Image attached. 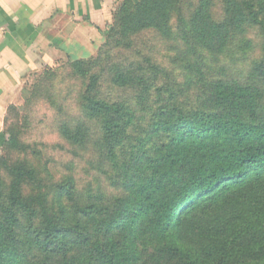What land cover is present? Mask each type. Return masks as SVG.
<instances>
[{
	"label": "trees",
	"instance_id": "trees-1",
	"mask_svg": "<svg viewBox=\"0 0 264 264\" xmlns=\"http://www.w3.org/2000/svg\"><path fill=\"white\" fill-rule=\"evenodd\" d=\"M100 32L94 56L45 67L21 90L23 110L7 109L0 264H22V239L39 264H69L68 239L91 264H135L114 239L120 225L178 264H264L252 196L264 181V0H121ZM41 101L62 151L89 150L104 177L120 171L114 226L97 215L113 193L72 175L51 183L21 143L17 123Z\"/></svg>",
	"mask_w": 264,
	"mask_h": 264
},
{
	"label": "crops",
	"instance_id": "crops-1",
	"mask_svg": "<svg viewBox=\"0 0 264 264\" xmlns=\"http://www.w3.org/2000/svg\"><path fill=\"white\" fill-rule=\"evenodd\" d=\"M120 1L0 0V152L7 109L20 106L27 80L65 58L94 56Z\"/></svg>",
	"mask_w": 264,
	"mask_h": 264
},
{
	"label": "rangeland",
	"instance_id": "rangeland-1",
	"mask_svg": "<svg viewBox=\"0 0 264 264\" xmlns=\"http://www.w3.org/2000/svg\"><path fill=\"white\" fill-rule=\"evenodd\" d=\"M254 37V35H253ZM163 53L158 55L160 60L163 62L166 60ZM173 55V52L170 54ZM238 58V54L236 55ZM226 62L229 58H225ZM71 61L65 58L62 61L57 62L51 68L57 69L62 64ZM230 62V61H229ZM247 64H244L246 66ZM33 77H30L26 83H32ZM23 100L21 98V104L18 107L19 111L23 110ZM57 118V119H56ZM58 115L56 111L48 103L41 101L35 105L32 112L26 116H22L17 123V130L19 132V138L23 145L29 146L30 152H40L42 154L41 162L47 164V168L51 169L50 182L53 183L55 180L66 175H72L77 183L79 189H84V186L90 185V188L99 189L101 194L113 193L109 201L104 204L106 205L107 211H99L98 216L104 218L106 224H113L118 222L117 215L114 214V210L119 211L120 203L117 200L119 198V191H113L118 186L119 172L110 174V177L103 176L101 173L91 165L93 160V154L88 150L87 152H78V156H73L65 151H62L59 146L68 148V146L62 140L58 131ZM15 124L14 120L9 121V125ZM8 126V125H7ZM5 130V128L3 129ZM5 138L9 137L7 134ZM2 152H0L1 155ZM26 156V155H23ZM94 161V160H93ZM53 162V163H52ZM263 182V183H262ZM257 182L253 189L252 196L255 200L264 205V181ZM115 188V189H114ZM51 199L55 200L54 196L51 195ZM108 200V198H107ZM114 226V224H113ZM117 226V225H116ZM117 233H113L116 243H120L128 250L127 254L130 255L132 260H135V264H178L175 259H169V253L166 250L156 251L153 247L149 238L139 237L136 244L134 233L128 229L122 228L120 225L117 228H113ZM126 230L130 231V236L126 239L123 238ZM30 231V230H29ZM25 233V229L22 230ZM30 236L27 234L25 237ZM140 239V240H139ZM20 244V251L26 255V259L22 264H39L38 255L32 250L31 246L27 242V239H22ZM69 243V264H91L92 262L87 260L86 248H80L75 246L72 241L67 240ZM140 241V242H139ZM135 246V247H134ZM18 248V247H17ZM16 249V248H15ZM130 252V253H129ZM71 259V260H70ZM247 261V260H246ZM51 264H60V259L53 257Z\"/></svg>",
	"mask_w": 264,
	"mask_h": 264
}]
</instances>
